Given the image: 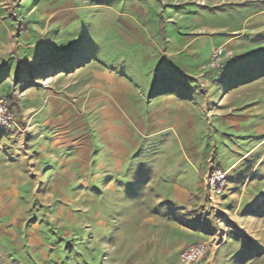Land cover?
Returning a JSON list of instances; mask_svg holds the SVG:
<instances>
[{"label":"rangeland","instance_id":"374dc122","mask_svg":"<svg viewBox=\"0 0 264 264\" xmlns=\"http://www.w3.org/2000/svg\"><path fill=\"white\" fill-rule=\"evenodd\" d=\"M0 94V264H264V0H0Z\"/></svg>","mask_w":264,"mask_h":264},{"label":"built area","instance_id":"2783aa9c","mask_svg":"<svg viewBox=\"0 0 264 264\" xmlns=\"http://www.w3.org/2000/svg\"><path fill=\"white\" fill-rule=\"evenodd\" d=\"M231 57L232 53L230 51L223 48L215 49L207 62V69H222ZM9 102L7 97L0 94V130L6 132L13 131L17 128L15 114ZM205 183L209 187L211 193H219L220 187L225 183V175L220 171H214L206 175ZM204 252L205 246L203 244L193 245L179 254V262L180 264L197 262Z\"/></svg>","mask_w":264,"mask_h":264}]
</instances>
